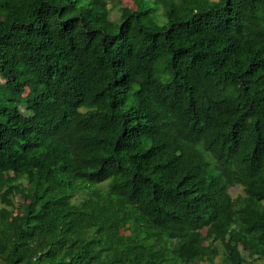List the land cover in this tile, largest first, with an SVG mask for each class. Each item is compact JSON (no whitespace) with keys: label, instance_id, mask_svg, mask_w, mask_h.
Returning a JSON list of instances; mask_svg holds the SVG:
<instances>
[{"label":"trees","instance_id":"obj_1","mask_svg":"<svg viewBox=\"0 0 264 264\" xmlns=\"http://www.w3.org/2000/svg\"><path fill=\"white\" fill-rule=\"evenodd\" d=\"M110 1L0 0V264L264 260V0Z\"/></svg>","mask_w":264,"mask_h":264},{"label":"rangeland","instance_id":"obj_2","mask_svg":"<svg viewBox=\"0 0 264 264\" xmlns=\"http://www.w3.org/2000/svg\"><path fill=\"white\" fill-rule=\"evenodd\" d=\"M108 6L110 8V19L113 21H117L119 15L118 7L126 6L134 9L136 7V2L134 0H114V1H110ZM4 50L10 63L13 65L16 64L18 61V56L9 48H5ZM0 82L3 83V80L1 78H0ZM0 96L5 98V96L2 95L1 92H0ZM2 102L5 101L2 100ZM241 192L242 189L240 185H236L230 189V194L232 197H235L237 194H240ZM76 197L78 196H75V198ZM15 201L16 203L20 201L17 196L15 197ZM214 245L217 247L218 252L217 255H215L213 261H204V262H200L199 264H225L223 261V245L220 242H215ZM241 254L246 259V263L244 264H264V260L262 259L251 260L248 257L247 252L242 251Z\"/></svg>","mask_w":264,"mask_h":264},{"label":"bare ground","instance_id":"obj_3","mask_svg":"<svg viewBox=\"0 0 264 264\" xmlns=\"http://www.w3.org/2000/svg\"><path fill=\"white\" fill-rule=\"evenodd\" d=\"M263 5V4H262ZM197 9V8H196ZM239 9V8H238ZM262 17V16H261ZM239 24V23H238ZM201 25V24H200ZM246 25V24H245ZM206 29V28H205ZM238 29V28H237ZM209 30V29H208ZM263 32V31H262ZM216 33V32H215ZM170 74V73H169ZM251 98H253V97H251ZM263 109V108H262ZM263 111V110H262ZM195 126V125H194ZM191 127H193V126H191ZM246 133V132H245ZM192 137V136H191ZM193 138H194V136H193ZM193 138H192V140H193ZM255 140V139H254ZM246 142H247V140H246ZM251 143H252V141H251ZM248 144V143H247ZM253 144V143H252Z\"/></svg>","mask_w":264,"mask_h":264}]
</instances>
